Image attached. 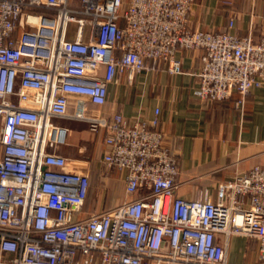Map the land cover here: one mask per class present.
<instances>
[{
  "label": "built area",
  "instance_id": "2783aa9c",
  "mask_svg": "<svg viewBox=\"0 0 264 264\" xmlns=\"http://www.w3.org/2000/svg\"><path fill=\"white\" fill-rule=\"evenodd\" d=\"M195 1L0 0V264H229L233 235L257 240L264 264V165L219 183L215 200L187 199L160 109L134 123L99 110L117 75L132 82L161 62L181 73L178 52L202 50L196 94L238 92L244 111L264 88V35L195 29ZM56 120L104 130L120 204L82 215L90 175L84 162L70 165L69 127Z\"/></svg>",
  "mask_w": 264,
  "mask_h": 264
},
{
  "label": "crops",
  "instance_id": "0c3cea01",
  "mask_svg": "<svg viewBox=\"0 0 264 264\" xmlns=\"http://www.w3.org/2000/svg\"><path fill=\"white\" fill-rule=\"evenodd\" d=\"M233 8L236 18L231 25ZM189 20L195 29L229 31L259 40L264 35V0H196ZM88 38L85 34L84 40ZM202 54V50H180L181 73H171L168 62H161L154 70L135 74L132 82L126 73L117 75L108 85L107 100L99 110L109 117L122 113L134 123L141 116L152 117L159 108V129L166 134L179 162L178 194L195 199L208 191L215 200L219 183L254 165H264V88L251 90L243 112L235 104L238 92L226 101L201 99L196 89ZM79 124L78 138L74 136L76 129L67 125L66 154L71 166L77 168L78 162H84L90 173L103 165L105 133L90 131L84 121ZM119 174L122 178L121 171ZM122 186L125 193L124 182ZM227 256L229 264L261 261L257 240L241 235L229 238Z\"/></svg>",
  "mask_w": 264,
  "mask_h": 264
},
{
  "label": "trees",
  "instance_id": "16d2710c",
  "mask_svg": "<svg viewBox=\"0 0 264 264\" xmlns=\"http://www.w3.org/2000/svg\"><path fill=\"white\" fill-rule=\"evenodd\" d=\"M129 3L130 0H123V9L126 8ZM101 132H104V130H101ZM89 175V191L83 207V213L87 214L95 210L97 202L94 196L96 192L95 188L98 184L101 186H105V188L107 189V207L114 206L115 204H113V202L117 193L118 186L121 182L119 170L109 169L103 164L99 170H95L94 168L91 169Z\"/></svg>",
  "mask_w": 264,
  "mask_h": 264
},
{
  "label": "rangeland",
  "instance_id": "374dc122",
  "mask_svg": "<svg viewBox=\"0 0 264 264\" xmlns=\"http://www.w3.org/2000/svg\"><path fill=\"white\" fill-rule=\"evenodd\" d=\"M76 30V24L75 23H71L70 25V32L71 34H74ZM57 123L59 124H63V125H68L69 127H72L75 128V134L74 136L76 138H78L80 136V124L78 120H56ZM77 139H74L73 141L75 142ZM121 179V182H120V185L118 186V189H117V193H116V196H115V199H114V202L113 204L115 205H118L120 204L125 198H126V195L125 193L122 192L121 188L123 187V179ZM122 184V185H121ZM96 192H95V199H96V208L95 210L93 211H98V210H102L104 208H108L107 207V189L105 188V186H101V185H97V187L95 188ZM86 213H83L82 215H84Z\"/></svg>",
  "mask_w": 264,
  "mask_h": 264
}]
</instances>
